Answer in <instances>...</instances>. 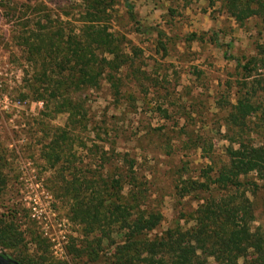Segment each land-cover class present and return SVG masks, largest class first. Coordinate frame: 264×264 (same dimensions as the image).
Segmentation results:
<instances>
[{
  "label": "rangeland",
  "instance_id": "374dc122",
  "mask_svg": "<svg viewBox=\"0 0 264 264\" xmlns=\"http://www.w3.org/2000/svg\"><path fill=\"white\" fill-rule=\"evenodd\" d=\"M84 1L0 0V235L7 237L0 238V255L19 264H104L112 254L101 231L88 233L72 220L68 181H120L123 159L132 160L147 202L162 217L147 237H160L189 228L201 203L198 194L178 198L180 179L201 183L207 168L214 172L226 163V149L236 148V142L264 144V127L255 119L246 120L241 135L225 122L239 84L264 75L256 54L264 44V25L257 18L235 24L221 0H130L137 26L127 20L121 2L107 0V31L120 39V52L132 62L114 74L118 95L105 82L71 94L81 102L85 120L70 127L62 100L50 99L34 79L41 62L27 61L19 39L37 30L63 39L78 35ZM213 35L219 44H230L227 54L250 73L224 58V49L211 42ZM36 88L43 91L41 99ZM52 140L58 145L57 163L48 148ZM240 181L256 186L245 188L254 228L263 222L264 178L247 175ZM91 186L87 193L95 191ZM120 186L122 198L129 187L121 181ZM32 197L65 224L62 256L53 254L30 217L24 198ZM9 238L16 245L3 247ZM90 250V256L83 255ZM245 260L240 256L237 264Z\"/></svg>",
  "mask_w": 264,
  "mask_h": 264
},
{
  "label": "trees",
  "instance_id": "16d2710c",
  "mask_svg": "<svg viewBox=\"0 0 264 264\" xmlns=\"http://www.w3.org/2000/svg\"><path fill=\"white\" fill-rule=\"evenodd\" d=\"M116 1L121 2L127 20L137 26L130 0ZM106 2L84 1L86 8L80 14L82 25L78 35L63 39L57 32L41 33L37 30L19 39L26 51L27 61L41 62L39 69L35 70L34 79L42 82L50 99L62 100L70 127L81 126L85 120L81 102L71 98V94L96 90L101 82H105L114 95H118L119 80L115 79L114 74H118L129 62L127 53L120 52V39L113 38L107 31ZM220 5L237 25L250 18H257L264 25V0H221ZM211 42L217 48L224 49L225 59L243 72L250 73L246 64L240 65L236 58L227 54L230 44H219L214 35ZM256 54L260 57L258 62L264 63V44L256 47ZM44 60L48 64L44 65ZM36 91L39 94L37 98L41 99L43 91ZM234 97L233 105L228 103L225 113L226 124L238 129L239 135L250 118L263 128L264 75L244 80ZM236 144V148L230 145L226 149L227 161L219 169L212 172L207 168L201 183L179 180V187H175L178 198L189 194L206 195H196L201 203L190 219L192 225L185 230L178 233L168 230L160 237H147L159 225L162 217L160 212L150 207L143 183L138 182L134 162L126 158L123 159L125 170L119 176V180L129 187L125 197L117 195L121 189L120 181L71 180L65 183V192H68L72 202L71 218L88 233L101 231L103 238L111 243L112 254L104 264H237L238 258L245 255L247 260L243 264H264V213L263 222L252 228L253 209L245 197V188L250 186L255 189L256 186L240 181L247 175H255L260 180L264 178V144ZM48 148L57 155L54 157L57 163V143L52 140ZM91 185H94L95 191L87 193V187ZM5 234L1 233L0 238H7ZM17 237L20 240L19 233ZM12 240H5L3 247L15 246ZM91 252H84L83 255L90 256Z\"/></svg>",
  "mask_w": 264,
  "mask_h": 264
},
{
  "label": "built area",
  "instance_id": "2783aa9c",
  "mask_svg": "<svg viewBox=\"0 0 264 264\" xmlns=\"http://www.w3.org/2000/svg\"><path fill=\"white\" fill-rule=\"evenodd\" d=\"M26 200V209L31 215L30 217L39 224L41 235L50 242L53 254L55 256H62L68 238L65 224L56 222L51 211L39 198H24V201Z\"/></svg>",
  "mask_w": 264,
  "mask_h": 264
},
{
  "label": "water",
  "instance_id": "95a60500",
  "mask_svg": "<svg viewBox=\"0 0 264 264\" xmlns=\"http://www.w3.org/2000/svg\"><path fill=\"white\" fill-rule=\"evenodd\" d=\"M0 264H11V263H8L5 259H3V257H1L0 255ZM12 264H15L12 262Z\"/></svg>",
  "mask_w": 264,
  "mask_h": 264
},
{
  "label": "flooded vegetation",
  "instance_id": "af4514ba",
  "mask_svg": "<svg viewBox=\"0 0 264 264\" xmlns=\"http://www.w3.org/2000/svg\"><path fill=\"white\" fill-rule=\"evenodd\" d=\"M1 257H3V259H5L8 263H11L12 264V260L9 259L8 257L4 256V255H1Z\"/></svg>",
  "mask_w": 264,
  "mask_h": 264
}]
</instances>
